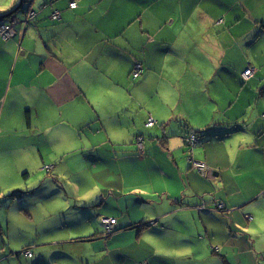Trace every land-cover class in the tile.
<instances>
[{"label": "crops", "instance_id": "0c3cea01", "mask_svg": "<svg viewBox=\"0 0 264 264\" xmlns=\"http://www.w3.org/2000/svg\"><path fill=\"white\" fill-rule=\"evenodd\" d=\"M28 1L37 15L27 20L23 6L21 24L4 17L19 0H0V24L15 21L17 32L0 37V195L13 198L6 192L19 179L27 185L14 203L21 206L18 218L5 217L7 201L0 202V264H264V0H76L75 9L73 0ZM55 10L58 20L52 19ZM137 61L145 72L134 79ZM248 68L253 75L245 79ZM149 117L152 127L146 126ZM55 128H73L74 146L65 154L80 152V162L104 167L106 177L117 171L138 184L150 172L162 184L135 187L118 199H102V188L88 189L85 209L67 217L64 211L73 207L64 174L77 173L31 174L32 162L39 170L58 161L49 158L44 140ZM192 133L201 136L194 146L187 141ZM138 135H144L143 152ZM231 135L237 137L233 144L225 142ZM81 141L89 147L79 148ZM186 148L194 152L186 160L195 195L190 200L181 199L184 188L166 184L173 168L183 179L175 155ZM194 148L205 154L208 175L192 167ZM162 193L168 197L160 205L165 215L195 217L202 210L196 237L191 227L178 225L183 217L170 222L165 216L153 226L102 233L106 217H117L121 228L145 221L130 209L151 206L146 197ZM130 195L136 198L132 206ZM217 203L225 207L213 212ZM173 226L180 239L167 233L166 247L195 237L205 240L200 249L191 243L189 254L147 255L141 242L125 248L118 241ZM17 229L24 234L7 244ZM25 247L33 249L32 257L15 255Z\"/></svg>", "mask_w": 264, "mask_h": 264}, {"label": "rangeland", "instance_id": "374dc122", "mask_svg": "<svg viewBox=\"0 0 264 264\" xmlns=\"http://www.w3.org/2000/svg\"><path fill=\"white\" fill-rule=\"evenodd\" d=\"M120 6L121 5H119V7ZM28 7H29V4H26V9ZM119 7H118V10H119ZM35 11H37V10H35ZM70 130L73 132L75 131L73 128H64V129L55 128V129H52V131H50V133L48 135V140L44 139L45 141H48L50 143V147L48 148L49 149L48 152H49V156H50L49 158L51 160L53 158H56V159H58V161L51 162L50 164H43V166H41L42 168H40L39 170H38V168H36V165L34 164V162H32V164H31V165H33L31 169H32V171H34V173H31V174H34L32 177H38L41 175L46 177L47 175L50 176L51 173H55L56 175H62L61 177L67 176V177H64V179L66 181V182H64V191L66 192V195L68 196L67 203L73 207V208L66 209L64 211V213H66L67 217H71L74 213L81 212L83 209H85L84 204H82V203H84V201L86 199V194H87L88 189H95V190L99 191L102 188L103 190H105V192H103L105 195L104 196L105 198L103 197V194L101 193L102 199H107L109 196L112 197L113 199L114 198L118 199L119 197H122V196L127 198L128 197L127 194L131 193V191L135 187H138V189L140 188L141 190L143 189V191H147V189L149 187H152L156 184L158 186H160L162 184L163 178L159 179L156 176L157 177L155 180L156 182H154L152 180L153 178L151 177V175L153 176V174H148L150 172H147L146 176L143 175L142 179L140 176V183H138V184L136 183L138 181L137 179L136 180L134 178L123 179V177H121V174L117 171L114 172V174H112L111 177H106V172H105L104 167H102V166L95 167V166H92L88 163L84 164V162H80L79 160H80V158H82L80 152L75 151L71 155H69V154L66 155L65 153L68 151L67 149H70L71 147L74 146V144H71L72 143L71 138L73 136L71 135ZM236 138L237 137H234L233 135H231L230 137L225 139V142H232V144H233V142H235ZM35 140L37 143L40 142V140L38 138H35ZM191 146H194V143H192ZM80 147H83L86 149L89 147V143L81 141L79 148ZM197 149L198 148L193 149L195 151H198V154H197V152H195L194 159H196L199 162H202V160H204V158H205L204 157L205 154L203 153L202 150H200V149L197 150ZM64 151H66V152H64ZM192 152H191V148H186L185 154L183 152V154L178 153L177 155H175V158L177 159L176 163L179 162L180 172L184 173V177H183L184 180L183 179L180 180L181 176H179V178H178V176L176 174V170L173 168V172H174L175 176L172 180H167V182H166L167 186L169 183V184H172L174 186L184 188V193H182L181 199H183V197H184V199L190 200V199H193L195 197L194 193L191 191L190 187L188 186L189 180H187V178H186L187 177L186 172H187L188 165H189V163L186 162V160L189 162L191 161L190 155ZM183 155H184V157H183ZM61 156H63L64 161H61L62 160ZM202 163H204V162H202ZM223 163L226 165L227 159H225ZM192 167L194 169H196L197 171H199V169L195 166L194 162L192 163ZM23 169H25V168H23ZM63 170H69V171L74 170L77 174H73L71 172H66L64 174ZM141 170L142 169L140 167L139 171H141ZM23 171H21V174L23 173ZM199 172L202 174L201 171H199ZM204 172H205V175L209 174L207 168L204 169ZM63 174H64V176H63ZM194 174H195V172H194ZM29 179L30 178H28V180ZM72 180H76V182L73 183V182H71ZM84 180H86L87 183H82ZM21 183H23V184H21ZM53 184L55 185L57 183L54 182ZM86 184L90 185V187L87 189L85 186ZM214 186L215 185L212 184V187H214ZM216 186H217V184H216ZM24 187H27V185H25L24 182H22V180L19 179L17 186H15L11 190H7L8 192H6V194L7 193H9V194L15 193V192H13L15 190L22 191L24 189ZM136 192H140V191L139 190L133 191V193H136ZM3 195L4 194L0 195V202L3 200L7 201V205L5 206V211H4L6 213L5 217L10 218V219L11 218H18L19 216H17V213L19 212L18 209H20L21 206H19L17 209H15L14 203L15 202L17 204L20 203L19 196L14 195L13 198L12 197L3 198ZM146 198L147 199L144 201L150 203L151 206H143V207L140 206L138 209H134V208L130 209V211L138 214L139 217L145 218V221L139 223V228H145V227H148L149 225L153 226V223L157 221L159 216L168 217L167 221H170V222H174L177 219H179V221H180V219L183 217L184 221H185L184 224H178L179 222H177L175 224H178V225L183 226V227H186V226L191 227L193 232H194L193 234L195 237L200 233V231L197 229V225H198V219L197 218L199 217V213L202 210L197 209L195 217L193 215L183 216L185 211H181L183 213L180 214L179 216H176V218H175L174 214L165 215V214L160 212V205H161L162 201L165 199L168 200V197L166 194H164V195H163V193L161 195L157 194L156 198H149V197H146ZM11 200H13V202H11ZM64 201L65 200H63V201L61 200L62 203H64ZM134 201H136V198L134 196L130 195L129 199L126 202L130 206H132V203ZM126 202H124V204H126ZM142 203H143V201H142ZM169 203L171 204L172 200L169 201ZM178 203H179V205H185V202H183V201H181V202L178 201L176 204H178ZM216 205H217L216 206L217 209H213V211L217 212L218 209H221V208H219V203H217ZM12 208H13V212H11ZM156 214H157V216L155 218H149L150 216H155ZM5 217H4V220H5ZM146 219H149V220H146ZM22 221H23V218H22L21 222ZM116 224H118V222ZM116 224H113V222H112V226H113L112 229L113 230L115 229ZM156 224H158V221L156 222ZM176 231H177V228L173 226L171 228V230H168V231L164 232L163 234H160V233H157L154 231H144L142 234L135 233V235L120 237L118 239V241H119V243H121V246H124L125 248H128V244H131L134 242H139V243L141 242V244H145V246H146L147 255H153V254H159V253L168 254V255H184V254L188 253L186 251V248L190 249L191 243H197L194 246V251L197 252L198 246L200 249L201 243L205 241V240L200 241L198 239V242H196L195 237H193L192 239L189 237V238H187V241H188L187 243L185 242V239H183V240L176 242V244L172 247H166L165 244L167 242V233H169L173 239H180L179 237H177L179 235V233H177ZM68 232L74 233L72 230H70ZM15 234L16 235H23L24 232H22L19 229L15 230V231H11L9 233V236H8L7 244H9V241H12L14 244L16 243V241L13 237V235H15ZM33 234H35V232ZM21 238L23 240L25 239L22 236H21ZM51 250H54V249H51ZM63 253H67V250H64ZM53 254L55 255V252L51 253V257ZM56 257H64V256L63 255L57 256V254H56Z\"/></svg>", "mask_w": 264, "mask_h": 264}, {"label": "built area", "instance_id": "2783aa9c", "mask_svg": "<svg viewBox=\"0 0 264 264\" xmlns=\"http://www.w3.org/2000/svg\"><path fill=\"white\" fill-rule=\"evenodd\" d=\"M70 8L75 9L77 7V2L72 1L69 4ZM37 15V11H35L34 9H30L28 10V12L26 13L25 17L27 18V20L32 21L36 18ZM61 18V12L58 10H55L52 14V19L53 20H58ZM12 23H2L0 24V37L7 40L9 38L15 37V35L17 34V32L15 31L14 27H13V23H15V21H11ZM253 68H248L243 76L245 79H248V77H250L251 75H253ZM145 72V67L143 62L141 61H137L135 62L134 65V69L132 71V76L134 79H137L138 77L142 76ZM156 124L155 120L151 117H149V119L147 120L146 126L147 127H152ZM137 142L139 147L141 148V152H143V141H144V135H138L137 137ZM200 137L199 135L192 133L189 135V137L187 138V141L190 145H192V143H194V145L196 144L197 141H199ZM195 166L199 169V171L202 172L203 176L205 175L204 169L207 168V165L205 163L196 161L194 162ZM225 207V205L223 203H219V208L223 209ZM103 225L105 227V231L107 233H112L113 232V226H112V222L113 224H116V219L113 217H106L103 218ZM111 224V225H110ZM27 256H31V250H28L26 252Z\"/></svg>", "mask_w": 264, "mask_h": 264}, {"label": "trees", "instance_id": "16d2710c", "mask_svg": "<svg viewBox=\"0 0 264 264\" xmlns=\"http://www.w3.org/2000/svg\"><path fill=\"white\" fill-rule=\"evenodd\" d=\"M199 137L201 138V136L199 135ZM200 140V139H199ZM20 194H22V192H16V193H14L13 195H18V196H20ZM213 209H215V207H212ZM213 212H216V211H213ZM113 218H115L116 219V222L118 221V218L117 217H115V216H112ZM116 227H115V229L113 230V232L112 233H107L106 231H105V227H104V232H102L103 234H105V235H107L108 237H110L111 235H113L114 233H116V232H118L119 230H121V229H134V228H137V227H139V223H137V224H131V225H128L127 227H120L118 224H116L115 225ZM97 235H98V233H96ZM100 234V233H99ZM28 250H31V253H32V255L31 256H27L26 255V252L28 251ZM21 254H23L24 256H27V257H32L33 256V254H34V251H33V249L32 248H24L22 251H20L19 253H17V254H15L16 256H19V255H21Z\"/></svg>", "mask_w": 264, "mask_h": 264}, {"label": "water", "instance_id": "95a60500", "mask_svg": "<svg viewBox=\"0 0 264 264\" xmlns=\"http://www.w3.org/2000/svg\"><path fill=\"white\" fill-rule=\"evenodd\" d=\"M28 2H29L28 0H19L18 5L16 7L12 8V9H10L9 12H7L4 17H6V16L7 17L8 16L14 17L15 16V17H18V19H20L19 16H18L20 14V12H22V11H20V9L24 5H26V3H28ZM22 13L24 14V11ZM23 19H20L21 21L19 23L24 24L26 20H25V18H23Z\"/></svg>", "mask_w": 264, "mask_h": 264}, {"label": "bare ground", "instance_id": "6f19581e", "mask_svg": "<svg viewBox=\"0 0 264 264\" xmlns=\"http://www.w3.org/2000/svg\"><path fill=\"white\" fill-rule=\"evenodd\" d=\"M24 7H26V5H24ZM29 9L27 8V11H28Z\"/></svg>", "mask_w": 264, "mask_h": 264}, {"label": "clouds", "instance_id": "9594fccd", "mask_svg": "<svg viewBox=\"0 0 264 264\" xmlns=\"http://www.w3.org/2000/svg\"><path fill=\"white\" fill-rule=\"evenodd\" d=\"M73 1H75V0H73ZM72 2V1H71Z\"/></svg>", "mask_w": 264, "mask_h": 264}]
</instances>
